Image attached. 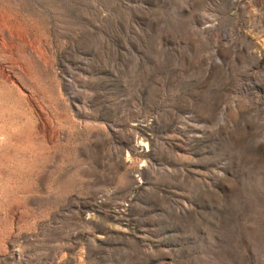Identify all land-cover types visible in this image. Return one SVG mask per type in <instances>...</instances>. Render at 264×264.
<instances>
[{"label": "rangeland", "instance_id": "1", "mask_svg": "<svg viewBox=\"0 0 264 264\" xmlns=\"http://www.w3.org/2000/svg\"><path fill=\"white\" fill-rule=\"evenodd\" d=\"M0 264H264V0H0Z\"/></svg>", "mask_w": 264, "mask_h": 264}]
</instances>
